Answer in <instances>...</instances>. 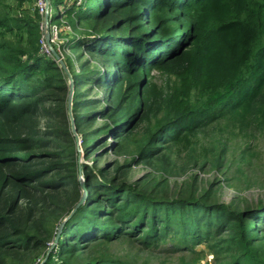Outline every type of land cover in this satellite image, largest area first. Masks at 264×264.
Listing matches in <instances>:
<instances>
[{
  "label": "trees",
  "instance_id": "obj_1",
  "mask_svg": "<svg viewBox=\"0 0 264 264\" xmlns=\"http://www.w3.org/2000/svg\"><path fill=\"white\" fill-rule=\"evenodd\" d=\"M52 2L84 154L122 159L81 166L86 199L71 215L81 183L69 79L43 52L35 0H0V264H137L100 252L130 239L188 251L179 264H200L198 245L213 264H264V202L234 209L212 184L199 192L194 177L174 193L165 178L178 159L182 172L206 167L201 135L219 171L230 139L264 135V0ZM142 164L153 172L131 181Z\"/></svg>",
  "mask_w": 264,
  "mask_h": 264
},
{
  "label": "rangeland",
  "instance_id": "obj_2",
  "mask_svg": "<svg viewBox=\"0 0 264 264\" xmlns=\"http://www.w3.org/2000/svg\"><path fill=\"white\" fill-rule=\"evenodd\" d=\"M65 1L67 5L70 3L68 0ZM61 8V5L54 2H52L51 6L49 5V13H51L52 19L56 18L58 10H61ZM45 32L49 34L50 38V47L48 46L47 41H44L45 47L48 48V50H54L58 54L59 58L63 60L64 58L62 51H60V45L64 42V38L59 35L63 34L64 31H57V36H53L49 30ZM152 75L154 76V79L159 82V84L163 82V78L157 72H153ZM100 123L101 120L99 119L97 120L96 125H99ZM72 136L74 137L78 153L77 164L78 179L81 183V198L83 196L82 186L84 188V192L87 194V189L85 187L86 181L83 177L84 172L82 171L81 166H87L90 168H95L96 166L97 168H101L114 160L122 159V157L116 156L113 153H106L108 150L107 147L100 150L96 155L91 154L89 157H86L84 154V147L81 144V136L77 134V132V139L74 135ZM210 137V135L199 136L196 147L197 154H202L204 148V155L200 156L199 159L202 164L205 161L208 163L206 167L204 169H200L199 167L189 165L186 166V169L182 172L184 168V161L183 159H178L176 162L175 174L172 176H165L169 190L176 193L179 191L183 182H188L192 178L196 177L199 184L197 185L199 192L208 189L212 184V191L215 194L216 199L221 203L230 205L234 209H244L248 206L264 202V135L257 132L253 135L247 136L246 138L237 137L230 139L225 146V164L228 165L227 171H219L213 167L214 163L212 162V156L209 155L208 147V140ZM245 142L246 145H244ZM242 150L246 151L247 157H250L251 155V159L249 161L241 162L242 156L239 154ZM238 167L244 168L242 173L237 171ZM149 172L153 171L144 164L136 166L130 172V180H139L145 177V175ZM56 236L57 233L54 237L53 247L57 242H55ZM138 245L139 244H137V242H133L131 239L121 240L112 243L109 246L103 247L100 252L115 259L137 264H179L182 260L190 262L189 259L191 256L188 251L183 250L179 252H171V249L165 245H161L158 250L148 251L141 249ZM195 250L202 251V255L193 256L195 258H201L200 264H213L212 256L205 248V245H198L195 247Z\"/></svg>",
  "mask_w": 264,
  "mask_h": 264
},
{
  "label": "water",
  "instance_id": "obj_3",
  "mask_svg": "<svg viewBox=\"0 0 264 264\" xmlns=\"http://www.w3.org/2000/svg\"><path fill=\"white\" fill-rule=\"evenodd\" d=\"M44 1H45L46 9L48 10L49 0H44ZM43 23L45 25V31H47L48 30V13L44 14ZM44 39H45V41H47V44L50 47V43H49V39L50 38H49V34L47 32H44ZM50 51H51V55L53 56V58L59 63L60 67L62 68V70L66 74L67 78L69 79L70 86H69V92H68V105H67V108H68V115H69V120H70L71 131H72V134L77 139V137H76V129L74 127V118H73L72 113H71V104H72V95H73V81H72L71 76H70V74L68 72V69L66 68L64 62L59 58L58 54L52 49ZM82 189H83V196L74 205V207H73V209L71 211V215L76 211V209L78 207H80L85 202L86 193L84 192L83 186H82ZM70 216H68L66 219H68ZM64 222H65V220L62 222V224L59 226V229L57 230V236L55 238V242L58 240V237H59V234L61 232V229L63 227ZM51 247H53V246H51Z\"/></svg>",
  "mask_w": 264,
  "mask_h": 264
},
{
  "label": "built area",
  "instance_id": "obj_4",
  "mask_svg": "<svg viewBox=\"0 0 264 264\" xmlns=\"http://www.w3.org/2000/svg\"><path fill=\"white\" fill-rule=\"evenodd\" d=\"M69 2L73 1V0H68ZM35 5L38 9V12L39 14L42 16V22L40 23V28L42 30V33H43V40H42V43H43V52L46 54V55H49L51 56V51L48 50V48L45 47L44 45V32H45V25L43 23V17H44V14L45 13H48V30L51 32V34L53 36H57V31H61L57 26H55L54 24H51L50 23V19H51V13H49V6H48V10L46 9V5H45V1L44 0H35Z\"/></svg>",
  "mask_w": 264,
  "mask_h": 264
}]
</instances>
